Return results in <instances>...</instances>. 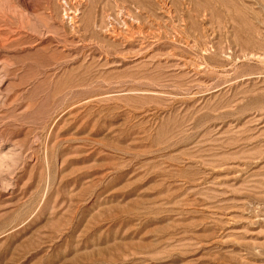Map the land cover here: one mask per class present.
<instances>
[{
    "label": "rangeland",
    "instance_id": "rangeland-1",
    "mask_svg": "<svg viewBox=\"0 0 264 264\" xmlns=\"http://www.w3.org/2000/svg\"><path fill=\"white\" fill-rule=\"evenodd\" d=\"M0 264H264V0H0Z\"/></svg>",
    "mask_w": 264,
    "mask_h": 264
}]
</instances>
